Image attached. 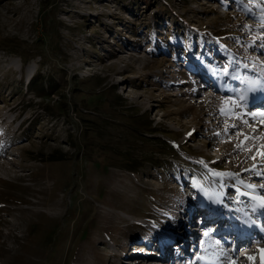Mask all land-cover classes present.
<instances>
[{
	"label": "rangeland",
	"instance_id": "1",
	"mask_svg": "<svg viewBox=\"0 0 264 264\" xmlns=\"http://www.w3.org/2000/svg\"><path fill=\"white\" fill-rule=\"evenodd\" d=\"M131 1L0 0V37L24 42L0 43V264H145L198 188L264 185V0ZM39 53L64 67L50 94L26 87Z\"/></svg>",
	"mask_w": 264,
	"mask_h": 264
},
{
	"label": "bare ground",
	"instance_id": "2",
	"mask_svg": "<svg viewBox=\"0 0 264 264\" xmlns=\"http://www.w3.org/2000/svg\"><path fill=\"white\" fill-rule=\"evenodd\" d=\"M204 82L206 83V81ZM260 137L262 140L264 139V135ZM4 148L1 151L3 154L6 150ZM258 164L263 168L264 158L259 157ZM2 165L4 167V164ZM250 169H252L251 166L243 169L240 174L242 176L246 175ZM213 176L217 178L215 174ZM254 180L256 182L259 177L254 176ZM202 187L198 188L197 199L190 202V205L186 204L188 208L182 206L178 209L176 218L171 219L172 222L164 227L167 229L164 236L160 234L156 237L153 236L152 247H150L154 251L150 250V254L154 253L153 255H156L158 260L150 257L145 259L146 263L154 260L156 264H162V262H166L161 260L162 258L166 259L167 262H173L181 256H184V258L193 257V250L198 249L196 240L202 238L199 232L200 227L203 229L208 228L214 234H219L225 242H228L230 238L238 241L229 253L221 252L219 254V260L216 264H264V185L257 183L242 185L240 187L244 190V193H236L233 199L225 197L228 192L232 191L233 187L230 185L223 189V193L220 192V186H211L206 190ZM244 200L250 201V205L248 203L243 204L241 208L238 201L244 202ZM201 203L212 210L226 207L227 217L223 218L220 214L213 212H198L202 207L200 206ZM195 208H197V212H194ZM204 217H208L209 220L206 221ZM156 233H159V231ZM128 260L129 258L124 256L123 261Z\"/></svg>",
	"mask_w": 264,
	"mask_h": 264
},
{
	"label": "trees",
	"instance_id": "3",
	"mask_svg": "<svg viewBox=\"0 0 264 264\" xmlns=\"http://www.w3.org/2000/svg\"><path fill=\"white\" fill-rule=\"evenodd\" d=\"M151 1L152 0H132L131 2H132L133 5H138L139 3L144 2V4L148 6L151 3ZM159 19L162 20V21H165V22L167 21V20H165V17L162 14L159 16ZM184 34H185V40L190 41V44L192 46L193 44L191 43V40L194 37L197 38V36L194 35V33L192 32V30L190 28H187L186 31L184 32ZM48 36L50 38H52V33H49L47 31V32H45V37H48ZM56 39H57V44L54 45V46L52 44L50 45L51 51L54 54L60 53V50H59L58 46H59V42L62 41L61 38H56ZM0 43L4 44V46H5L4 48L10 49V50H13V51H16V49L20 50V48H22L24 46V42L23 41L15 38V37H11V36L0 37ZM35 54H37V53H35ZM35 54L34 53H30V54L29 53L28 54L27 53H20V56L22 57V60L24 61V63H26V62L29 61L31 56H33ZM39 55L43 58V61L41 63V68L39 69V71L37 73L32 75V77L30 78V80L26 84V87H27V89L29 88L31 90V92H35V91L37 92V91L40 90L39 91L40 95L46 94V93L50 94L51 92H48V91H50V89H53V88H55L57 86L56 82H59L61 78H66V76L63 74L64 67L62 66L61 63L54 62L55 65H56V69L55 70H57V72L52 74V77H50V75H45L44 73H41V70H42V67L45 64H47V63H45L46 62L45 58H47L48 55H46L45 53H39ZM65 80L66 79H64V81ZM86 82H89V83H92V84L95 83V81L93 79H91L89 81H86ZM74 83H76V85H74V89L79 88L81 90L76 91V92H79V93H73V96L77 97V99L80 100V101L81 100L85 101L86 98H88L89 96L97 94V93L89 94L87 91H85V89L83 87L77 86V85L80 84L79 80H75ZM108 93H110V92H108ZM110 94H112V93H110ZM65 97H66L67 101L66 102L65 101H60V103L62 105H57L59 110H61V111L66 110V112H67V109H68L70 111V107H73L75 104H76L75 105L76 106V110L79 109V107L77 106L78 103H79L78 100H76L74 98L75 99L74 100L75 104H74V103H72V100H70L67 96H65ZM72 104H73V106H72ZM80 110H82V109H80ZM76 113H77V111H76ZM30 122H34L33 124H35V120L34 119H32ZM197 123L199 124V122H197ZM146 129H147L146 133L150 134L149 135L150 137H146V138L148 140H150V141L154 140L155 142H157V140H159V138L156 135H154L156 133L157 129L152 126V122H150L147 125ZM26 131H25V129H23V131L20 134H22V135L23 134H27L28 131L27 132ZM26 140H28V139L25 138L22 141H26ZM133 165H135V164H133ZM163 167H166V166H163Z\"/></svg>",
	"mask_w": 264,
	"mask_h": 264
},
{
	"label": "snow or ice",
	"instance_id": "4",
	"mask_svg": "<svg viewBox=\"0 0 264 264\" xmlns=\"http://www.w3.org/2000/svg\"><path fill=\"white\" fill-rule=\"evenodd\" d=\"M224 99H225V105L228 106V107L230 108V104H229V102H230V101H233L234 98H233V97H226V98H224ZM222 111H223V109H222ZM233 115H235V113H233ZM261 115H264V112H262ZM247 139H248L247 137H244V140H245V141H246ZM242 143H243V141H242ZM257 155H259L260 157L264 158V149H262L261 151H259V152L257 153ZM253 158H255V157H253Z\"/></svg>",
	"mask_w": 264,
	"mask_h": 264
}]
</instances>
